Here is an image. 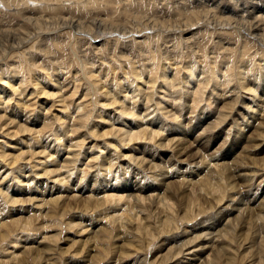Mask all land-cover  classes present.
Returning a JSON list of instances; mask_svg holds the SVG:
<instances>
[{"label":"bare ground","instance_id":"6f19581e","mask_svg":"<svg viewBox=\"0 0 264 264\" xmlns=\"http://www.w3.org/2000/svg\"><path fill=\"white\" fill-rule=\"evenodd\" d=\"M94 1L96 2V0ZM81 2L83 3V1ZM26 3L30 2L27 1ZM76 3L78 4L79 2L77 1ZM90 3L91 2H89V4ZM84 4L86 3L82 5ZM256 5L257 3H254V12L256 11ZM84 7H86V5H84ZM259 11L264 15V10ZM262 15L259 17H261L260 21L262 22L261 29L264 31V17ZM222 23L223 21L219 22L220 25ZM244 25L241 27L239 25L234 26L232 30H235L236 33L239 32L240 35L247 32L245 34H250L251 37H256V33L260 32V29H257V27L253 29V26H249L245 30ZM222 26L224 27V25ZM225 29L222 30L226 32ZM259 41L258 38L255 40L257 44ZM260 42L262 43V41ZM256 51L260 50L257 49ZM261 53L262 57L260 58H262L261 62L263 64L264 52ZM213 55L215 54L213 53ZM181 56L183 57V54ZM242 56H245V53H242ZM214 57L216 58V56ZM225 57L228 56L222 55L221 59ZM167 58H169V56H167ZM185 58H189V60L184 66V70L187 72L186 74L183 73L184 76L178 74L177 67L174 69L170 61L169 63L164 62V65H161V67H158L156 64L158 62L154 61L148 62L149 64L146 67H135L133 69V73L135 74L134 78L142 80L146 74L144 86L142 81H140L141 84H137L135 80L128 85L125 79L124 83L126 85H121L118 82H115V84H113V82L111 83L112 85L109 84L110 86L106 84L104 86L106 88L104 93H102L101 90L98 91H100L102 95L104 94L108 97L106 101H108L109 104L104 106H108L109 108L115 106V109L109 112L108 115L105 113L107 111L102 110L104 107H101L100 112L98 113V108L94 115H96L95 117H97L98 120L100 119L101 122L104 121V123H109L108 130L97 133L101 122H96L91 130L87 129L85 133L81 134L82 126L78 125L76 132L78 131L83 139H80L76 144H71V142L68 144L66 136L67 133L69 134L70 130L65 127L67 130L61 131L63 132L62 134H60L59 131L56 134L53 133V135H55L53 138H49L48 141L40 144L43 149L38 153V156H44V159L40 160L39 163V166L43 167L42 173L33 172L32 175L28 177L25 173L32 171L26 166L23 168L24 175L15 173V177L11 178L7 175L6 185L4 184V188L2 185L0 186V246H2L1 244L6 239L5 232L2 233V229L9 223L16 224L23 219L15 217L16 219H11L9 221L4 220L6 215L3 207L6 205L14 207L26 203V200H23V197L25 198L26 196L25 189L21 188L23 186H18L17 189H14L16 184L14 183V185H12L11 180L17 179V185L20 183L29 184L30 182H34L35 176L42 175V178L51 177L55 180L51 192L49 193L50 201L46 202V204H58L61 202L60 213L62 217H64L67 212L70 214L75 212V218L81 221L75 225H72V222H70L68 223V227L71 226V229L77 228L80 225L84 226L86 222L88 226L92 227L90 236L87 237L86 241L81 240L80 242L82 244V249L78 248V250L73 253L75 255L71 259L69 258L70 260L68 259L69 262H71L69 264H81L78 257L84 254V252L88 257H91L92 260L94 257L99 256L98 254L101 253L99 251L98 254L94 255L96 253L95 244L97 241L99 242L101 240V237L107 236L108 229L106 231V225L109 222L115 226L119 222V227L127 230V232L123 231L125 233L122 235H117L119 237V242L122 244L120 246H115V249H113L117 254L116 261L113 262L114 264H230L231 262H233L231 264H234V261H236L234 256L236 254L234 256L232 254L236 252V249L233 247V244L237 239L247 242L248 240L253 241V246L250 245L248 249L250 251L241 258L242 261L247 259L248 255L252 253L253 247L257 245V240L255 238H253V240L252 238L250 239L248 233L250 225L254 229L259 226L260 230H264L263 224L261 225V222H263L262 220H264L261 217L264 212V167L261 171H258L259 173L254 171L251 167L253 164H258L259 161H262V164H264V158L254 157L250 159V161L252 160L251 165V162L246 161L247 158L244 157V155H248L249 157L254 156L255 152H253L252 149L254 148L256 150L264 144L263 141H261V143L258 141L264 140V116L261 120L256 117L261 111L263 113L264 95H259V89L264 82V64L263 66L261 65L262 68H258L260 66L259 62V66L256 68V63L253 61L254 68L246 65L249 63L242 62L238 68H235L231 60L228 61L226 59L218 62L217 59L212 58V63L206 64V61L203 67H199L200 62L198 61V63L195 58H193V60H191L190 57ZM176 63L175 66H177ZM179 67L178 68L181 69V66ZM254 69H256L255 73H253ZM234 70L236 73H234ZM156 73L158 77L155 76V79L150 78L156 75ZM125 75L127 74L125 73ZM15 76L13 75V77ZM148 76L149 79L147 78ZM22 77H15L13 84L11 83L12 81H10L11 79L9 80L10 82L6 81V83L4 82L6 79H0V83L3 84H0V100L3 94L6 93H24V89H22L23 85L22 87L19 85L24 84V82L27 84V78ZM91 78L93 79L94 76ZM44 79H46V77ZM44 81L46 82V80ZM158 83L160 84L158 85ZM41 84L45 83H39L38 86ZM94 84H97V82L95 81ZM98 84L100 85V82H98ZM156 84L158 86H156ZM150 86H154V90H152L154 91L153 93L147 91ZM208 86H212L211 90L205 91ZM25 89L27 90L26 87ZM41 89L42 91L40 90L41 93L39 94L42 95V97H48L50 95V93L47 94L44 92L46 87ZM37 91L31 90L30 95L36 94ZM97 93L96 95H98ZM229 94L230 100L225 102L227 99L224 97ZM246 94H249L252 99H244L242 95L246 97ZM158 95L161 97L158 98ZM206 95L207 98L205 97ZM91 96H86L87 100L89 97L92 98ZM105 96L102 98L105 99ZM203 97L206 98L205 100L208 105H206V103L205 106H203L202 112L198 115L196 122H194V118L190 120L187 119L185 115L188 110L190 114L194 113L196 105L199 104V101H202ZM223 98V106L217 107L214 114H212V111L209 110L211 106L218 100H223ZM166 99H168L169 102H167ZM19 102H21L20 99ZM239 103L242 104L241 107H238L240 106ZM163 104H165V106H163ZM190 104H192V106ZM82 109V105L77 106L79 112L82 111ZM18 110L19 109H16L15 118L22 119L18 115ZM227 110H232V113H228ZM87 112H85L83 116L81 115L85 118V121L86 118L87 120L89 118V113L87 114ZM19 113H21L20 110ZM250 115L251 117H249ZM247 117L248 121L246 120ZM69 118L71 119L72 116ZM240 118L247 121L245 126L238 124ZM231 120H233V122H231ZM256 120H260V122H257V125ZM12 123H8L7 126H5L12 127L14 125ZM82 123L86 124L85 122ZM117 125L118 127H116ZM73 126L74 123L71 127H76ZM220 126H225L223 130H228L226 139L230 137L231 139H229L230 141H224L225 144H228V142H230V144L220 155L219 161H217V157L220 154L219 152L222 149L217 150L218 148L214 149V147L218 145L219 141L212 140L211 136L207 139V136L204 135ZM17 128L21 134L22 132L31 134L32 131V129H26L21 125H18ZM246 129L248 132L245 133ZM190 131H193L194 134L199 132L201 134L200 141L195 142L196 147L194 150L188 152L182 147L175 155L173 154L170 161L165 166L162 165L159 159L155 160L153 155L158 152V150H172L173 147L181 141L179 140L180 138L188 137ZM231 131H235L233 132V137L230 134ZM19 134V132L14 131V136L17 137ZM34 134L35 132L33 135ZM5 136L10 137L13 135L8 131ZM32 138L35 137L32 136ZM40 139L38 137L39 142L37 146H39V143L43 142L40 141ZM87 140H92L94 143L92 142L91 145H87ZM133 145L140 146L138 154H135L136 149L134 150ZM74 147L80 150H71ZM177 147L179 148L181 146L177 145ZM152 151L155 152L152 153ZM239 152L240 154H238ZM262 154H264V149L260 152V155ZM2 155L0 158L5 160V156ZM87 157L95 159L94 161H98V163L94 162V166H90L91 168L96 167V175L88 181L86 187H84L85 178L84 175L82 177L80 176L83 171H79V167L84 165V160ZM15 164L18 163H14L9 170H6L7 174L17 168L18 165L16 166ZM85 165L87 166V164ZM195 167H198V169L194 170ZM2 168L3 166L0 165V171ZM173 168L176 169L173 171ZM180 170L184 171L182 175L179 174ZM188 171H190V174H187ZM121 172L123 173L122 177H124V187L123 184H119ZM127 174L133 175L131 178L138 177L141 179L144 178L143 174H149L154 181L161 176L164 177V179L165 176H168L166 178L171 179L172 182L165 180L159 184L150 185L147 187L148 190H144V187L140 184V180L131 184V179H125ZM101 176H103V178ZM6 179H4L5 182ZM250 182L255 185V188H252L253 186L251 187ZM95 185L97 187L96 189H94ZM38 187L41 188L39 185ZM108 188L109 191L113 189L112 191H115L114 193H128L126 198L130 199L133 204H122L121 200L123 198H120V201L116 202L114 207L110 208H114L112 215L107 214L108 212L104 213L109 209L108 207H103L105 203L108 201L113 202L112 199L106 198L107 195L103 198L107 199L106 201L100 199L101 194H107ZM186 188H189V190ZM27 189L29 191L32 190V186L30 185ZM63 189H65L66 192H64ZM121 189L122 191H120ZM68 192L70 194L65 195ZM46 199L47 197L41 199V201H45ZM29 201L31 202V199ZM35 201L28 210L29 214L42 213L41 209L42 206H45V203L38 205L37 208L34 207ZM147 203L148 206L146 205ZM101 211L103 213L99 215ZM21 213H23V210ZM27 219L28 218H26V220ZM25 224L31 226L29 222H25ZM30 228L33 227L31 226ZM119 231L121 230L119 229ZM57 236H52L51 238H47V236L43 239L45 242L47 240H53V242L56 240L55 243H57L59 241ZM67 240H69V238ZM42 244L43 242L39 245ZM101 247L103 246L101 245ZM257 247V253L261 256L259 262L260 264H264V237H262V241L260 245L258 243ZM160 249L164 252L160 251V255L156 257L155 255L150 256L153 250L158 251ZM53 250L52 246H49L47 249L43 246L26 248L22 255L19 257L15 256L8 264H51L52 258L50 255L53 253ZM106 252L107 251H105V254ZM32 257L34 258L33 261L31 260ZM187 257H189V260H186ZM54 258L57 257L54 255L53 259ZM18 259L20 260L18 261ZM0 264H4V262Z\"/></svg>","mask_w":264,"mask_h":264},{"label":"rangeland","instance_id":"374dc122","mask_svg":"<svg viewBox=\"0 0 264 264\" xmlns=\"http://www.w3.org/2000/svg\"><path fill=\"white\" fill-rule=\"evenodd\" d=\"M27 1L30 3H26ZM77 1L79 2L78 4L76 3ZM81 1L86 3L84 4L86 7L82 5L83 3ZM89 2L91 3L89 4ZM254 3H257L255 12L253 10ZM259 10H264V0H96V2L94 0H0V79H6L4 81L5 83L6 81H12L11 83L13 84L15 77L23 76L22 78H27V84H25V82L24 84L19 83L20 87L23 85V95L6 93L3 94L4 97L2 96V101L0 100V156L2 154V156H5V160L0 158V165L3 166L0 171V186L2 185L4 188V184L6 185L7 175L9 178L15 177V173H21V175H24L23 168L26 166L32 171L25 173L28 177L32 175L33 172L42 173L43 167L39 166V163L40 160L44 159V156H38V153L43 149L40 144L48 141L49 138H53L55 136L53 133L56 134L59 131L60 134H62L63 132L61 131H66L68 128L70 132L69 134L67 133L66 136L67 143L69 144L71 142V144H76L80 139H83L80 133L78 131L76 132L78 125L82 126L81 134H83L87 129L91 130L96 122H101L100 119L98 120V118L95 117L96 115H94L98 108V113L100 112V108L104 107L102 110L107 111L105 113L109 115V112L115 109V106H111L110 108L104 106L109 104V102L106 101L108 97L104 94L102 95V93L106 91V88L104 87L106 84L112 85L111 83L114 82L113 84H115V82H118L119 84L124 85V81L126 80V84L129 85L135 80L137 84H141L140 81H142L144 86L146 74L142 80L134 78L135 74L133 73V69L135 67H146L150 62L154 61L158 62L156 63L158 67H161V65H164V62L169 63L170 61L172 64L171 66H173L174 69L177 67L178 74L184 76L183 73H187L184 70V66L189 60L188 57H190L191 60L195 58L197 62H200L201 66L199 65V67H203L206 61V64L212 63L213 58L217 59L218 62L226 59L228 61L231 60L235 68H238L242 62L249 63L246 65L252 67H254V63H256L255 66L257 68L260 62L258 68H262L264 63L262 64V58L260 57H262L261 52H264V46H262L264 45V31L261 29L262 22L260 21L261 17L259 16L262 15V13ZM262 16L264 17V15ZM222 21L223 23L220 25L219 22ZM222 25H224V27ZM237 25L240 27L244 25L245 30L249 26H253V29H256L257 27V29H260V32L256 33V37H251L250 34H245L247 32L240 35L239 32L236 33L235 30H232V28ZM222 29H225L226 32ZM254 38H258L262 43L259 41L260 43L258 42L257 44L255 42L256 39ZM257 49L260 51H256ZM213 53L215 55H213ZM242 53H245V56H242ZM182 54L183 57L181 56ZM200 55L203 57V60ZM222 55L228 57L221 59ZM167 56H169V58H167ZM214 56H216V58ZM175 63L177 66H175ZM179 66H181V69H179ZM255 72L256 69L253 70V73ZM125 73L127 75H125ZM234 73H236L235 70ZM13 75L16 76L13 77ZM93 76L94 78L92 79L91 77ZM149 76L147 77L148 79ZM155 76L158 77L157 73L150 78L155 79ZM45 77L46 79H44ZM44 80H46L47 84ZM95 81L97 84H94ZM98 82H100V85ZM39 83H45L46 85L41 84L38 86ZM0 84L3 85L2 83ZM159 84L160 83H158V85ZM97 85L101 86L102 89ZM158 85L156 84V86ZM45 87L46 89L44 92L47 94L50 93L48 97H42V95L39 94L42 91L41 88ZM211 88L212 86H208L205 91H210ZM31 90L38 91L36 94L30 95ZM98 90H101L102 93ZM152 90H154V86H150L147 91L153 93L154 91ZM93 92H96L98 95ZM243 95L242 97L244 99H252L249 94H246V97ZM259 95H264V82L259 89ZM86 96H91L93 99L89 97L87 100ZM104 96L106 97L105 99L102 98ZM160 97L161 96L158 95V98ZM205 97L207 98V95ZM205 97H203L202 101H199V104L196 105L194 113L190 114L188 110L185 115L187 119L190 120L194 118V122H196L198 115L202 112L203 106L207 103ZM224 98L227 99L225 102H228L230 100V94ZM224 98L223 100H218L211 106V109L209 110L212 111V114H214L217 107L223 106L222 103H224ZM19 99L21 102H19ZM166 100L169 102L168 99ZM78 105H82L83 107L80 112L77 110ZM190 105L192 106V104ZM206 105H208V103ZM239 105L240 106L238 107L242 106L240 103ZM163 106H165V104H163ZM16 109L20 110L21 113H19L18 110V115L22 119L15 118ZM262 110L263 113L261 111V113H258V116H256L260 120L264 116V106ZM85 112H87V114L89 113V118L88 120L86 118V121L85 118L82 117ZM227 112L232 113V110H227ZM79 115L82 116L80 117ZM71 116L72 118L70 119L69 117ZM249 117H251V115ZM78 118H81L82 120ZM246 120L248 121V117ZM246 120L240 118L238 124L245 126L247 124ZM260 120H256V125ZM82 122H85L86 124ZM231 122H233V120H231ZM8 123L14 125L12 127H6ZM73 123L74 126H76H73L74 128L71 127ZM18 125L24 126L29 130L32 129L33 132L31 131V134L22 132L21 134V132L18 131ZM108 125V122H101L97 133L108 130ZM116 127H118V125ZM224 127L220 126L204 135L207 136V139L211 136L212 140L219 141L218 145L214 147V149L218 148L217 150L222 149L217 157L218 160L216 158L217 161H219L220 155L230 144V142H228V144L224 143L225 140L231 139V137L226 139L228 130H223ZM7 130L13 136H5L8 133ZM14 131L19 132L20 134L16 137L14 136ZM34 132L35 134L33 135ZM190 132L188 133V137L180 138L179 140L181 141L177 143L172 150H158V152L153 155L155 160L159 159L162 162V165L165 166L170 161L173 154L175 155L182 147L188 152L194 150L196 147L195 142L200 141L201 134L200 132L197 134H194L193 131ZM233 132H230L232 137L234 135ZM246 132H248L247 129L245 130V133ZM32 136L35 138H32ZM37 136L39 139L43 137L40 139V141L43 142L39 143V146H37L39 142ZM258 141L260 143L261 141L264 142V140ZM92 142L94 143L92 140L86 141L87 145H91ZM177 145L181 147L178 148ZM133 148L134 150L136 149L135 154H138L140 146L133 145ZM258 148L256 150L254 148L252 149V151L255 152L254 156L249 157L248 155H244V157L247 158L246 161L249 162L250 159L254 157L264 158V154L260 155V152L264 149V144ZM73 149L77 151L80 150L76 147L71 150ZM154 152L155 151H152V153ZM238 154H240V152ZM94 160L95 159L87 157L84 160V165L79 167V171H83L80 176L82 177L84 175L85 178V184H83L84 187H86V183L96 175V167H90L91 165L94 166V162L98 163V161ZM14 163H18L15 164L16 166L18 165L17 168L7 174L6 170H9ZM262 163V161H259L258 164L252 165L251 162V167L254 171L259 173L258 171H261L264 167V164ZM85 164H87V166ZM35 166H38L37 169ZM175 169L176 168H173L172 170L174 171ZM196 169H198V167L194 168V170ZM182 173H184V171L180 170L179 174L182 175ZM120 174L118 175L121 176L120 179L122 181L119 179V184H123V173L121 172ZM187 174H190V171H188ZM41 176L42 175L35 176L34 182L29 183L32 186V190L30 191L27 189L30 186L28 183H20L17 185V179L11 180L12 185H14V183L16 184L14 189H17L18 186H23L21 188L25 189L26 196L25 198L23 197V200H26V203L14 207L10 205L3 207L6 215L4 220L9 221L16 218L23 219L16 224L9 223L2 229V233L5 232L6 239L1 244L2 246H0V263L4 262V264H8V262L12 261L15 256L19 257L22 255L26 248L43 246L47 249L49 246H52V249L54 250L50 255L52 258L51 264H57V261L58 264H69L71 263L69 260L75 255L73 253L78 250V248L82 249V244L80 243L81 240L86 241L87 237L92 233V227L88 226L87 222L84 226L80 225L77 228L71 229V226L68 227V223L72 222V225H75L79 223L80 220L75 218V212H72L71 214L67 212L65 216L62 217L60 213L61 202L58 204H46V202L50 201L49 193L51 192L55 180L51 177L42 178ZM101 177L103 178V176ZM131 177H133V175L127 174L125 179H131V184L140 180V184L144 187V190H148L147 187L150 185L159 184L165 180L172 182L171 179L166 178L168 176H165V179L161 176L158 178L159 180L157 179L156 181H154L149 174H143V180L138 177H136L137 179ZM3 178L6 179V182ZM250 184L251 187L253 186L252 188H255V185L252 182H250ZM38 185L41 186V188L38 187ZM96 188L95 185L94 189ZM186 189L189 190V188ZM112 190L109 191L108 188L107 194H101V200L105 198L106 195V198L113 200V202L108 201L105 203L103 207H108L109 209L104 213L108 212L107 214L112 215L114 208H110L114 207L116 202L120 201V198H123L121 200L122 204H133L130 199L126 198L128 193L124 192L119 194L114 193L115 191ZM63 191L66 192L65 189H63ZM120 191H122V189ZM67 194L70 193L68 192L65 195ZM45 197H47V199L41 201V199ZM30 199L31 202L29 201ZM103 200L106 201L107 199ZM34 201V207L37 208L38 205L45 203V206H42L41 209L42 213H28V210L32 207L31 205H33ZM146 205L148 206V203ZM22 210L23 213H21ZM102 213L103 212L101 211L99 215ZM261 217L264 219V212ZM26 218L28 219L26 220ZM24 221L26 223L29 222L34 229L30 228V225L27 226ZM262 221L261 225L263 224L262 226H264V220ZM252 228L253 227L250 225L248 231L250 239L252 238L253 240V238H255L257 240V245L258 243L260 245L262 237H264V230H260L259 226L255 227L256 229ZM107 229L109 232H107V236L101 237V242L97 241L95 244L96 253L94 255L101 252L98 254L99 256H96L97 258L94 257L92 260V258L88 257L84 252V254H81V256L78 257L81 264H114L113 262L116 261L117 254L113 249H115V246H120L122 244L119 242L118 236L127 232V230L120 228L119 222L116 226L110 222L107 223L106 231ZM119 229L121 231H119ZM52 236H57L59 241L57 243H55L56 240L54 242L53 240H47L45 242L43 239L44 237L51 238ZM68 238L69 240H67ZM41 242H43V244L39 245ZM235 242L233 247L236 249V252H233L232 254L233 256L236 254L234 256L236 259L234 264H258L261 260V256L257 253V245L253 247L252 253L248 255L245 261H242L241 259L243 255H246V253L250 251L248 249L250 248V245L253 246V241L248 240L247 242L237 239ZM101 245L103 247H101ZM105 251H107L106 254ZM160 251L164 252L162 249L158 251L153 250L150 256L155 255L156 257L160 255ZM54 255L57 258L53 259ZM20 259H18V261ZM33 259L34 258L32 257L31 260L33 261ZM186 260H189V257H187Z\"/></svg>","mask_w":264,"mask_h":264}]
</instances>
